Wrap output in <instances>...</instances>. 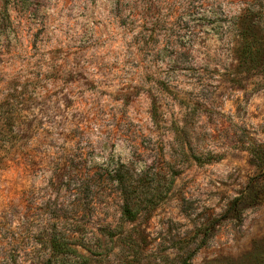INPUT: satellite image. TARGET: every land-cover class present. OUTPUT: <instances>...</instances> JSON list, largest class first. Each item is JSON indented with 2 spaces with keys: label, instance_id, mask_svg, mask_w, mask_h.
<instances>
[{
  "label": "rangeland",
  "instance_id": "1",
  "mask_svg": "<svg viewBox=\"0 0 264 264\" xmlns=\"http://www.w3.org/2000/svg\"><path fill=\"white\" fill-rule=\"evenodd\" d=\"M263 157L264 0H0V264H264Z\"/></svg>",
  "mask_w": 264,
  "mask_h": 264
},
{
  "label": "trees",
  "instance_id": "2",
  "mask_svg": "<svg viewBox=\"0 0 264 264\" xmlns=\"http://www.w3.org/2000/svg\"><path fill=\"white\" fill-rule=\"evenodd\" d=\"M263 162H264V157L261 159V164H263ZM112 180H114V182H117L119 184L120 189L122 187H124L123 190H125V189L128 188V187L126 188L124 186V182L125 181H124V178L123 177H121V176H114V179H112ZM261 196L262 195H259L258 196V199H254L252 205H255L257 203L262 202V201H259L258 202V200H260V197ZM240 200H241L240 198H237V199H235L233 201V203L231 204V207L227 211V215L230 214L233 211L234 212H237L238 211V202ZM132 213H133L132 210L128 207L127 204H125L122 207V214H123V216L127 217L128 219H132L133 218ZM47 244L49 246V249H50L52 255H74L76 253V251L71 247V244H72L71 243V240L68 239V238H65V237H60V236L56 235V233H54V234L52 233V235L47 240ZM49 264H50V262H49Z\"/></svg>",
  "mask_w": 264,
  "mask_h": 264
}]
</instances>
